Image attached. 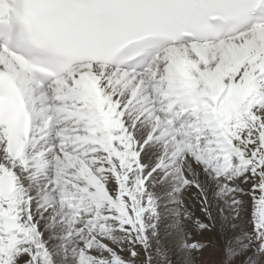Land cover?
<instances>
[{
	"label": "snow or ice",
	"instance_id": "snow-or-ice-1",
	"mask_svg": "<svg viewBox=\"0 0 264 264\" xmlns=\"http://www.w3.org/2000/svg\"><path fill=\"white\" fill-rule=\"evenodd\" d=\"M0 264H264V0H0Z\"/></svg>",
	"mask_w": 264,
	"mask_h": 264
}]
</instances>
